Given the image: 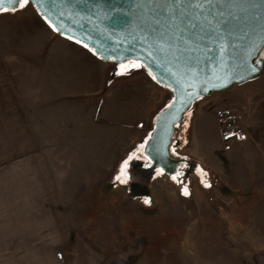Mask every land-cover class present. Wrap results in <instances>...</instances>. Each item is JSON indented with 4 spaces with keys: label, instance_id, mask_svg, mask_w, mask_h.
I'll return each mask as SVG.
<instances>
[{
    "label": "rangeland",
    "instance_id": "374dc122",
    "mask_svg": "<svg viewBox=\"0 0 264 264\" xmlns=\"http://www.w3.org/2000/svg\"><path fill=\"white\" fill-rule=\"evenodd\" d=\"M13 15L0 13V66H8L2 55L15 51L5 28ZM114 81L136 84L129 91L138 85L146 105L154 92L142 69ZM168 94L161 109L172 99ZM199 107L210 110L202 132L189 122ZM175 138L176 154L192 152L200 160H192L185 184L156 175L150 196L131 198L125 184L112 188L115 176L86 186L70 169L80 167L77 155L58 164V179L50 155L21 154L24 140L1 137L0 264H264V75L198 101ZM46 165L58 186L40 203L33 195L38 188L18 178L29 181Z\"/></svg>",
    "mask_w": 264,
    "mask_h": 264
},
{
    "label": "crops",
    "instance_id": "0c3cea01",
    "mask_svg": "<svg viewBox=\"0 0 264 264\" xmlns=\"http://www.w3.org/2000/svg\"><path fill=\"white\" fill-rule=\"evenodd\" d=\"M5 24L15 51L2 55L8 66H0V138L24 140L21 154L50 155L58 179L63 178L58 164L77 155L80 167L70 169L86 179L88 187L118 175L123 161L133 153L129 165L143 155L139 146L169 95L166 90L153 82L154 92L146 105L138 85L129 91L127 87L136 84L114 81L128 74L117 71L115 75L111 64L56 35L32 6L19 9ZM206 112L210 110L199 107L190 115L192 131H203L210 116ZM192 155L183 157L200 161ZM42 168L35 170L30 182L18 178L26 181L24 186L38 188L33 195L40 203L48 202V194L58 186L47 165ZM44 234L48 236L42 232L41 237Z\"/></svg>",
    "mask_w": 264,
    "mask_h": 264
},
{
    "label": "water",
    "instance_id": "95a60500",
    "mask_svg": "<svg viewBox=\"0 0 264 264\" xmlns=\"http://www.w3.org/2000/svg\"><path fill=\"white\" fill-rule=\"evenodd\" d=\"M159 2L33 0L31 6L48 26L45 17L59 29L49 26L56 35L88 45L83 48L116 68L142 63L145 67L139 69L151 71L157 77L150 76L153 82L170 93L172 99L142 142L143 157L151 165L148 173L163 168L162 175L170 179L188 163L173 148L177 127L193 106L264 75V0H215L203 9H191L189 0H183L171 14ZM150 194L147 187L139 196Z\"/></svg>",
    "mask_w": 264,
    "mask_h": 264
},
{
    "label": "snow or ice",
    "instance_id": "6c2138e0",
    "mask_svg": "<svg viewBox=\"0 0 264 264\" xmlns=\"http://www.w3.org/2000/svg\"><path fill=\"white\" fill-rule=\"evenodd\" d=\"M38 2V0H37ZM33 3V0H0V13H6V12H11L15 13L19 9H25L26 6H31ZM215 0H189L188 7L191 9H203L205 6L211 8L214 6ZM7 4V6H6ZM183 0H174L173 2H170V0H160L159 6L166 12H169L170 14L172 13V9L178 6H182ZM46 22L49 23V26L53 28L54 31H59L58 28L55 27L50 21H48L47 17H45ZM193 27L195 25L193 24ZM68 39H72L71 37H68ZM76 43H81L80 41H76ZM83 47L87 48L88 45L84 44ZM151 55V53L149 54ZM145 65L139 62H131L128 65L121 64L120 65V73L119 74H125L128 71H130L131 68H143ZM257 69L253 67L250 69V71L255 72ZM148 75L152 77L153 80H157V77L152 74L151 71L148 72ZM205 91L208 89L205 88ZM242 138V137H240ZM144 144H141L139 146V150H144ZM173 153L175 154V149H173ZM135 157V153L133 155H130L126 160L123 161V163L120 166L119 174L115 176V181L119 182L120 184H126L128 182V167H129V161L133 160ZM147 159V157H145ZM147 167H150L151 165H146ZM198 171L204 175L205 173L203 172L202 169H198ZM164 173L163 168H159L156 170V175H162ZM179 173L176 175L171 176V179L174 181H178ZM179 182V181H178ZM205 187H210V185L206 181H201ZM183 194L185 196L189 195V191L187 187L183 189ZM143 203L149 204L150 200L148 198L143 199Z\"/></svg>",
    "mask_w": 264,
    "mask_h": 264
},
{
    "label": "flooded vegetation",
    "instance_id": "af4514ba",
    "mask_svg": "<svg viewBox=\"0 0 264 264\" xmlns=\"http://www.w3.org/2000/svg\"><path fill=\"white\" fill-rule=\"evenodd\" d=\"M133 69L135 68H131L130 71H128L125 74H129ZM117 71H119L120 73V67L116 68V72L114 73L115 75H117ZM179 157L186 159L188 161V163L182 164L180 166V170L178 171L179 173L178 181L182 184H185V180L189 178L190 174L194 171L196 163H194L192 160H189L183 156H179ZM146 165H149V163L143 156H140V158H137L134 162H132L129 165V168L127 170L128 182L125 184V186L127 187L126 190L129 192V196L131 198L141 197L139 196L141 189H145L150 186L151 179L154 176H152L153 173L152 174L148 173V170L150 169V167H147ZM115 182L117 181H115V178H114V182L112 184H115Z\"/></svg>",
    "mask_w": 264,
    "mask_h": 264
},
{
    "label": "built area",
    "instance_id": "2783aa9c",
    "mask_svg": "<svg viewBox=\"0 0 264 264\" xmlns=\"http://www.w3.org/2000/svg\"><path fill=\"white\" fill-rule=\"evenodd\" d=\"M242 135H241V133L238 135V137H241Z\"/></svg>",
    "mask_w": 264,
    "mask_h": 264
}]
</instances>
